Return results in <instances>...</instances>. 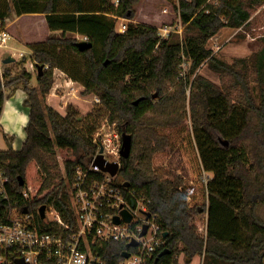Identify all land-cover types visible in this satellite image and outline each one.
Masks as SVG:
<instances>
[{"label": "trees", "instance_id": "obj_1", "mask_svg": "<svg viewBox=\"0 0 264 264\" xmlns=\"http://www.w3.org/2000/svg\"><path fill=\"white\" fill-rule=\"evenodd\" d=\"M87 1L9 0L0 8L2 20L12 12L45 14L50 30L62 32L30 45L37 69L44 65L42 74L38 69L37 85L30 86L33 75L26 69L13 78L6 71L8 79L0 81V104L22 88L29 112L22 147L15 149L11 141L15 136L5 133L8 146L0 149L13 198L39 221L40 206L53 203L74 224L69 182L75 167L86 165L96 154L93 134L99 120L109 115L118 120L122 134L132 135L131 153L121 158L119 176L138 195L151 199L152 213L168 231L153 264H178L175 256L182 252L189 262L204 255L206 264H264V216L259 211L264 203V37L259 50L231 62L208 47L223 27L245 25L251 8L264 0H180L183 22L197 31L183 42L172 35L162 38L157 27L144 23L130 22L119 31L112 16L134 18V5L140 0H101L96 6ZM77 35L87 36L93 45L80 50ZM71 53L83 59L84 74ZM186 60L190 65L181 90L166 92L170 83L182 78L181 64ZM205 62L227 80L217 84L199 75L197 69ZM55 68L80 81L85 92H95L102 107L96 105L79 117L72 107L62 115L50 106L46 95ZM8 85L12 90L5 93ZM189 121L191 138L181 140L184 147L191 144L197 149L196 175L186 155L182 165L174 167L155 162L157 153L173 156L171 149L165 151L175 147L171 131L160 128L180 131ZM57 153L64 162L63 174L49 161ZM202 172L212 175L203 182ZM126 248L127 242L112 241L101 254L106 264H115ZM165 249L169 252L160 256Z\"/></svg>", "mask_w": 264, "mask_h": 264}, {"label": "built area", "instance_id": "obj_2", "mask_svg": "<svg viewBox=\"0 0 264 264\" xmlns=\"http://www.w3.org/2000/svg\"><path fill=\"white\" fill-rule=\"evenodd\" d=\"M118 2V0L116 1ZM167 12V10H165ZM6 20L0 19V46L11 38ZM128 23H122L124 32ZM171 25L160 32L169 38L172 32H181ZM82 40H88L87 36ZM23 55L24 53H20ZM103 141L102 152L107 161H117L121 168L120 150L123 134ZM100 146V147H101ZM96 152L86 164H78L69 182L70 203L75 223L66 220L52 203L47 205L45 218L22 207L11 193L8 166L0 162V264H106L101 251L109 242H127L128 257L115 264H153L157 253L165 244V230L150 209L151 199H146L124 184L119 172L112 175L95 159ZM114 154V155H111ZM28 196V191L23 192ZM125 211L131 215L128 220ZM39 212V211H38ZM148 212L151 215L148 217ZM49 217L48 215H53ZM148 229L143 234L145 225ZM133 240L137 241L132 245Z\"/></svg>", "mask_w": 264, "mask_h": 264}, {"label": "rangeland", "instance_id": "obj_3", "mask_svg": "<svg viewBox=\"0 0 264 264\" xmlns=\"http://www.w3.org/2000/svg\"><path fill=\"white\" fill-rule=\"evenodd\" d=\"M8 1L9 0H0V8L4 7ZM100 1L101 0H88L87 2L89 6H96L99 5ZM109 1L114 3L117 0ZM179 1L180 0H140L134 5V18L128 19L122 16H112V18L115 19L117 29L121 27L122 23L129 24L130 22H134L155 26L159 29L160 33L163 28H167L168 26L170 27L172 25L174 29L182 30L181 32H172V36H176V39L183 42L187 35L195 34L197 31L189 29V26L183 22L179 10ZM165 10H167V12ZM251 14L253 18L248 24L244 26L243 30L236 32V28L225 26L209 40L208 47L212 48L217 56L229 62L233 61L237 57L250 55V53L256 49L254 46L255 40L247 42L244 39L246 37L257 36V43L262 44V38L264 37V4L252 7ZM17 16L18 14L14 12L12 15H10V19L6 21L9 26L8 30L11 33V38L7 44H5V46H0V81L5 83L8 79L4 78V73L6 71L11 73L10 78H13L19 75L22 76L24 70L26 69L27 71L32 72L33 75L30 86H35L37 85L36 78L38 75V69L35 65V62L33 61V50L31 49L30 45L45 41L51 35L61 36L62 32L54 31L53 33H50L51 31L45 19V14L26 13L20 15L19 18H17ZM255 26L257 27L256 30L253 29ZM77 36L78 39L82 40V37H79V35ZM20 53L24 54L21 55ZM70 56L72 57V60H75L76 63L79 62V65H82L80 71L81 74H84L85 70L81 56L77 53H71ZM7 57H12L14 60L10 63H5L4 59ZM183 57L184 59L186 58V56ZM66 58L70 59L68 56H66ZM189 65V60H186V62L181 64L182 78L180 76L177 78L175 83H170L166 92L174 93L177 90H181L185 81L184 78H186L189 70ZM197 73L214 81L217 84H222L227 80L226 78H223L218 72L212 70L207 62L203 63L197 69ZM194 76L195 74L191 77V80H193ZM53 77L54 82L50 92L46 95V101L62 115H66L72 107L73 109L79 111V117H85L94 110L96 105H99L97 107H102L103 103L100 97L95 92H85L86 87L80 81L74 80L66 70L62 68H55ZM22 82L23 78H20L18 83L20 84ZM3 90L5 93H9L12 90V85L5 86ZM156 93L159 95L158 91ZM190 93L191 85H188L186 88V105L188 103ZM254 93L257 95L256 90ZM236 94L237 93L234 92V95ZM8 106H6L4 109L2 121L7 129L12 131V134L16 135L15 139H11V141L15 140L13 145L21 148L23 141L26 138V131L23 127L25 124L18 116L19 113H15V110L12 108H7ZM23 109V111H28V108L25 107L24 103ZM187 109L188 116L190 118L189 108ZM190 127L191 122L189 121L185 128L181 129L180 131L178 128L170 130L160 128L161 132L171 131V137L175 143V147L172 145V148L170 147L165 151L166 153L171 149L173 151V156H166L162 152L156 154L155 162L158 165L162 163L169 164L172 167L176 165H182V163L185 161L183 156L186 155L189 157L188 164L190 169L196 175L198 171V168H196L198 163L193 164L195 160L193 150L197 151V149L195 145L191 144L188 147H184V144L181 140V137H184L185 139H189V137L191 138V133L189 130ZM118 132H121L118 120H111L109 115L101 118L99 120L98 127L93 134V140L97 144V151L100 150V146L103 141L109 142V138L113 139L111 146L115 147L118 144V140L114 135ZM7 146L8 144L5 138L4 128L0 126V149H5ZM49 161L52 163V165H54V167H57L56 170L60 171V173L63 174L65 172L64 162L59 153H57L56 157L49 158ZM202 173L204 176L203 182L206 181L210 175H212L209 172ZM259 211L264 216V203L259 206ZM48 216L53 217L54 214ZM180 247H182V244ZM175 258L177 259L178 264H206L204 255H198L190 262L185 257L183 252L177 254Z\"/></svg>", "mask_w": 264, "mask_h": 264}, {"label": "water", "instance_id": "obj_4", "mask_svg": "<svg viewBox=\"0 0 264 264\" xmlns=\"http://www.w3.org/2000/svg\"><path fill=\"white\" fill-rule=\"evenodd\" d=\"M93 45V43L89 40H82V41H79L78 42V47L80 50H85L89 47H91ZM14 59L12 57H7L4 59V62L5 63H10L11 61H13ZM38 69H39V72L40 74L43 73L44 71V65L43 64H38ZM158 95V93H155L154 94V97H156ZM140 99L136 100L135 103H138ZM3 109V106L0 104V110ZM131 147H132V135L129 134V133H123V142H122V147H121V150H120V154L122 157H128L131 153ZM104 150V147L101 146L100 148V153L98 154V156L96 157L95 159V164H98L99 166H101L104 170L106 171H109L112 175H115L116 173H118L119 169H120V163L117 162V161H107L102 152ZM20 181H21V184L24 183V180L22 179V177H20ZM124 184L126 186H129L130 185V182L129 181H125ZM46 208H47V205L46 204H43L40 206L39 208V214L41 216V218H45L46 216ZM28 211V208L25 207L24 209V212H27ZM125 214L127 216V219L130 220L131 219V215L128 214L127 211H125ZM151 215V212H148V217ZM148 229V225L146 224L145 225V228H144V231H143V234L146 233ZM168 235V231H165V236ZM132 245H136L137 244V241L136 240H133L131 242ZM166 252H169L168 249H165L164 251H162L160 253V256H163ZM130 254L129 251H124L123 252V255L125 257H128ZM20 264H24L22 261Z\"/></svg>", "mask_w": 264, "mask_h": 264}, {"label": "crops", "instance_id": "obj_5", "mask_svg": "<svg viewBox=\"0 0 264 264\" xmlns=\"http://www.w3.org/2000/svg\"><path fill=\"white\" fill-rule=\"evenodd\" d=\"M13 13L14 12H12L11 15ZM19 16L20 15H18L17 18H19ZM252 18H253V16H251V18L249 19V21L246 24H248L252 20ZM9 19L10 18H7L6 21H8ZM245 25H243L242 27L236 28V32H238L240 30H243ZM253 29L256 30L257 27L255 26ZM53 32L54 31H51L50 33H53ZM244 40L247 41V42H250L251 40H255L254 46L256 47V49L253 50L252 52H255V51L259 50V48L262 46L261 43H257V36H254V37L253 36L252 37H246ZM257 47H259V48H257ZM241 57H244V56H241ZM25 97H26L25 90L22 89V88H18V89H16L14 91V93L9 98H7V100H6V102H5L4 106H3V111H2V114H1V117H0V126H2L4 128V132L7 133L8 135H14V136H16L15 134H12V131H10L9 129H7V127L5 126V124L2 121V116H3L4 109H5L6 106H8L9 102H12V105L10 106V108L14 109L15 110V113H19L18 116L21 118V120H22V118H23L24 115H26L27 118L29 119V112L28 111H23L24 110L23 109V102H24ZM27 122H28V120H27ZM23 127H25V125ZM14 141H12V145H13V142ZM13 147L15 149H20V148L16 147L15 145H13Z\"/></svg>", "mask_w": 264, "mask_h": 264}, {"label": "clouds", "instance_id": "obj_6", "mask_svg": "<svg viewBox=\"0 0 264 264\" xmlns=\"http://www.w3.org/2000/svg\"><path fill=\"white\" fill-rule=\"evenodd\" d=\"M27 120H28L27 117L22 118V121H23V123H24L25 125L27 124Z\"/></svg>", "mask_w": 264, "mask_h": 264}, {"label": "bare ground", "instance_id": "obj_7", "mask_svg": "<svg viewBox=\"0 0 264 264\" xmlns=\"http://www.w3.org/2000/svg\"><path fill=\"white\" fill-rule=\"evenodd\" d=\"M9 106L7 107V108H10V106H11V102H9V104H8ZM23 117H26V116H23Z\"/></svg>", "mask_w": 264, "mask_h": 264}]
</instances>
